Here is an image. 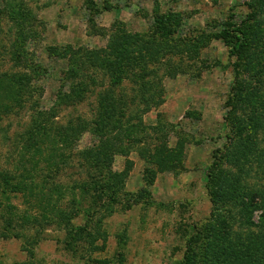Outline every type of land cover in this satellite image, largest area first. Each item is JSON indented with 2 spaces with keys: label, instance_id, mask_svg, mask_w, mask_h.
I'll use <instances>...</instances> for the list:
<instances>
[{
  "label": "rangeland",
  "instance_id": "374dc122",
  "mask_svg": "<svg viewBox=\"0 0 264 264\" xmlns=\"http://www.w3.org/2000/svg\"><path fill=\"white\" fill-rule=\"evenodd\" d=\"M253 2L257 21L243 24L247 47L234 66L236 57H230L228 45L218 35L227 23L241 26L249 12L247 4ZM168 11L175 14L173 26L180 22L179 41L172 36L164 40L165 29H156V18ZM123 35L137 38L138 45H132L136 57L142 47L143 58L134 71L142 81L130 80L133 70L128 64L129 72L124 66L128 75L111 85L100 67L102 59L94 53L110 52ZM65 47L78 52L76 63L82 55L81 68L99 84L87 87L80 103L55 107L68 61L54 56L52 49ZM20 52L19 64L15 59ZM24 63L40 73L28 86L22 83L21 103L13 111H0V175L25 180L21 192L0 191V264H183L188 248L195 255L192 264H207L211 257L225 256L226 248L216 247L239 252L236 246L247 235L264 230L262 207L240 211L226 196L232 207L227 213L216 209L209 190L216 181L225 185L226 192L215 196L219 200L235 186L233 178L241 180V188L264 185V171L259 164L256 170L254 154L248 162L233 164V158L244 152L242 140L230 147L226 138L228 120L239 132L253 111L247 106L236 113L227 104L236 94L235 86L240 83L243 95L254 81L264 86V0H0V77L14 76L15 81L17 73L31 75ZM253 69L260 76L253 77ZM141 82L145 86L139 88ZM12 84L15 89L17 84ZM12 88L0 81V102H13ZM62 91L68 94V86ZM104 93L114 95L119 104L114 109L125 106L126 114L114 116L112 124L124 128L132 121L131 128L119 135L120 141L111 140L108 158L90 162L86 152L99 141L86 130L64 149L53 143L58 147L53 154L65 155L60 167L50 170L45 160L34 168L25 160L20 164V143L36 119V101L38 110L56 112L48 129L66 126L69 120L84 121L92 128L98 97ZM158 98L162 103L153 107L151 101ZM260 121L264 123V116ZM50 142L45 141L46 154ZM254 142L249 149L264 157L263 130ZM159 147L181 163L167 168L149 162L147 152L156 153ZM228 150L232 162L222 156V168L233 177H209L214 156ZM249 161L251 172L245 167ZM111 171L115 175H106ZM236 171L241 175H234ZM224 219L226 226L221 228L218 223Z\"/></svg>",
  "mask_w": 264,
  "mask_h": 264
},
{
  "label": "trees",
  "instance_id": "16d2710c",
  "mask_svg": "<svg viewBox=\"0 0 264 264\" xmlns=\"http://www.w3.org/2000/svg\"><path fill=\"white\" fill-rule=\"evenodd\" d=\"M253 5H254V2L251 4H247L249 12L248 14L244 16L243 20L241 21V26L227 23L223 27V30H221L218 35V37L223 38V40L228 45V54L230 55V57H234V58L236 57L233 63L234 66L239 61L240 56H238V54H242L245 51V46H246L245 41L247 40V38L245 37V33L242 27L243 24L245 23L246 25L249 26V23L257 21L255 19L257 14L255 13V7H253ZM92 6L93 8H95V5H93V3H92ZM16 14L20 15L18 11H16ZM173 15L175 14L172 13L171 11H168L167 13L157 17L155 20V26H156V29H161L160 27H162V29H165L163 31V35L161 36L164 40L169 41L170 36H172L173 38L179 41L180 36L178 37L176 33H177V29H180L181 25H180V22L178 23V25L176 23V26L172 25L174 24L171 22V17H173ZM171 28H173L172 31H170ZM123 36H121L122 39L119 41L120 44H118L116 47H112L113 49L110 52L107 53L104 50L102 51L100 50L94 53L96 55L95 56L96 58L102 59L99 62L100 67L103 70H105L109 78H111L112 80V83H110L111 85L118 84V82H121L123 78H125L128 75V72L130 70L129 65H131L132 70H133V73H132L133 75L129 77L130 80H132V82L134 83L138 81H142V80H138V78H140L141 75H136L134 72L136 71L138 67V64H139L138 61L140 60V58H143L141 55L142 47H139L138 49L139 54H138V57H136L135 54L137 52L133 50L132 45L133 46H135V44L138 45V41L136 40L137 38H133L132 35H126V36L123 35ZM77 53L78 52H76L75 50L69 49L66 47L61 49L60 51H56V49H52V54L54 56L61 57L68 61V69L66 70L64 77L60 79V81L62 82L61 90H59V92L57 93L56 101L54 103L55 107H58V105H61L62 103L69 104V105L80 103L81 101H83L82 94L86 90V88L89 86H96V84H99L98 81H96V77L90 76L88 75V73L85 74L84 69L81 68V62L84 63L82 55L81 56L79 55L81 59L78 58L81 61L80 64L79 62L76 63L75 57L77 56ZM92 53L93 52L89 53V58L92 55ZM22 54L23 52L16 54L15 60L19 64L21 63L20 56ZM127 65L129 68L127 69L128 72H126V69L124 67ZM22 66L25 69L26 67H29L31 71V75L29 74L23 75V73H17L19 76L15 75L17 78L15 79V81H12V78L14 76H10V77L1 76L0 77L1 79L0 81L4 79L11 88L12 86H14L12 82L17 84V87L15 89L12 88L16 96L14 98L9 97L10 101H13V102L4 103L3 101H1L0 111L1 110L11 111L12 108L16 104L21 103L19 94L23 86L22 83L24 82V84L28 86L31 83L30 80L33 82L34 78H36V76H38V74L40 73L31 64L24 63L22 64ZM255 70L256 69H253L254 71L253 77L260 76L261 72L258 70L256 71ZM237 72L238 71H236V74ZM5 78H10V79H5ZM25 78L28 81V84L25 83L26 81ZM85 78L86 80L88 79L89 83L85 81ZM19 79H23L24 81L23 80L21 81ZM256 82L257 81H254L252 83L254 85H252L250 88L248 87L249 88L248 91H245L247 93L246 95H243V91L240 90L239 88L240 83L237 84L234 88V91H236L235 96L233 94V96L229 98L227 101L228 105L236 108V110H234L236 113L237 111H240V110L244 111L245 107L247 106H251L253 111L250 114L246 124L240 126L239 132L237 131V129L236 130L234 129L235 123L228 120L229 122L228 128L230 131V134L226 137L229 140L228 145L230 147H234V142L238 138H240L242 140L241 148L244 152L242 154V157L241 156L237 158L234 157L232 160L233 162L229 158L230 157L229 150H228V153L227 151L225 152L220 151V153H217L214 156V159L208 169L209 177H213L215 178V180L220 179V176L222 177V179L228 176L233 177V175H228L230 174L229 173L230 171L228 170V168H222V161L224 158L227 160L229 164H231L232 162L233 164L236 163L238 166V164H240L241 162H244V161L248 162V157L251 154H254L255 161L257 163L256 170L260 168L257 166L259 164V166L262 165V169H263L262 171H264V157H262V152L259 153L258 151L255 152L253 149L251 150L249 149L251 146L253 148L256 145V142H254L256 133L259 130L264 131V123L260 121V119L264 116V86L260 82H257V83ZM65 86H68L69 88L68 94L62 91V88H64ZM142 86L144 87L145 84L144 83L142 84V82L139 83L138 87L140 88ZM141 94L146 95L145 92H142ZM113 97L114 95L110 93H104L98 97L96 115H94L95 119L93 121L92 128H89L90 124L89 123L85 124L84 121L78 120L75 124H72L73 120H69L67 121L66 126L60 125V126L55 127L52 125V127L48 129L46 128V125L49 124V122H51L56 112L53 110L51 111L50 109L47 111L38 110L39 104H38V101H36L35 106H34V110L36 111V116H35L36 119H34V121L31 122L30 126L26 128L25 135L23 136L24 140L22 143H20L21 144V146L19 147L20 148V164L22 163L23 160H25V162L28 161L29 163H32L31 167L34 168L35 167L34 165H36L40 160H45L50 170L52 166L60 167L62 165L61 158L65 157V155L61 151L59 154L54 155L53 154L54 149L58 147H53V143H55V145H57V143L60 144V146H62V149H64L69 144H72L77 138V136L82 131H86V130H89L94 136L98 138V141H99L97 146H93L92 148H89V150H87L86 152L87 158H89L90 162L102 163L105 158H108L106 157L107 153H109V149L111 148L113 144V141L111 140H119V135L126 131L125 128L130 129L131 124H132L131 120L130 121L128 120V122H126V125H125L126 127L123 126L124 128H122L121 126L117 124H112L114 116L122 117V115L126 114L124 113L125 106L123 105H120L121 107H119L117 110L114 109V107H117L119 104H115ZM142 98H144V96H142ZM120 102H124V101H120ZM151 102H152L153 107H158L159 104L162 103V101L159 98L156 100L154 99V101L152 100ZM19 106H22V105L19 104ZM258 110L260 111L258 112ZM50 124H52V122ZM48 140H50L51 142H50V147L48 148L49 152L46 154L45 153L46 145L44 146V144H45V141H48ZM231 153L232 155L236 156L235 152H231ZM147 158H149L148 159L149 162L152 160L151 161L152 163L154 162L156 165L160 164L162 166L166 165L168 166L167 168H170V167L175 168L181 163L180 162L181 160L179 159V157L173 158V156L169 154L168 152H165V149L162 147H159L156 153L152 154V153L147 152ZM245 164H248V163H244V164L242 163L241 166H244ZM245 167H249L248 172H251L254 169L252 168L250 161H249L248 166H245ZM238 169L241 172V169L239 167ZM108 170H110V165L108 167ZM240 172L237 173L236 171L234 175H241ZM106 175L113 176L115 175V173L111 171L107 173ZM106 175H103V177H107ZM232 180L235 186L232 185V188L229 191L234 192V197L236 194H239L237 198H233L232 196L233 193L232 194L228 193L229 192L228 191L226 195H223L222 199L217 200L215 196H218V194L220 196L221 194H223L222 192L224 191L226 192V187L225 185L217 184V181L213 183L212 185H210L211 188L209 190L212 193L210 194H211L212 201L215 203L216 209L223 210V211L226 210L227 213L228 211H231L232 207L228 205V201L225 200L226 196H228L231 198L230 201H232L233 204H237V206L240 207V211L245 210L246 212H252L253 209L262 207L261 209L263 212L262 218H264V207H263L264 206V185H261L258 188L253 187L254 185H250V186H246L249 189H244L246 187L241 188L242 185L240 186L241 180H239L237 177L235 179L233 178ZM24 181L25 180L20 177L10 176L7 174H1L0 175V191L3 193L7 191L21 192L22 191L21 186L25 184ZM214 185H216V188ZM38 191L39 193H41L42 191L41 188H39ZM239 192H241L242 194L240 195ZM232 198L235 199V202L233 201ZM255 198L258 199L259 202H256ZM228 217L231 218V215H229ZM213 224L215 225V216H214ZM218 225L221 228H224L226 226L225 219L224 221L219 222ZM209 229H212V228L210 227ZM258 231H259L258 234L253 232L252 234L247 235L243 243H241L240 245L237 244L236 247L239 252H235L234 247H230L231 250H228L230 248H227L225 245H220L216 247L219 249L226 248L223 251V255L225 256H222L221 254V257H222L221 259H217V257H214L216 261L213 260V257H211V261L209 260L207 264H264V230H261L259 228ZM222 234H225L224 229H223ZM207 244L208 246H210V240L207 241ZM231 245L234 246V244H231ZM222 246L224 247L222 248ZM216 248L212 249V252H211L212 254L216 252ZM189 250L190 248H188V251L184 255L185 260L183 264H192V259L195 255L192 254L193 253L192 251L189 252Z\"/></svg>",
  "mask_w": 264,
  "mask_h": 264
}]
</instances>
